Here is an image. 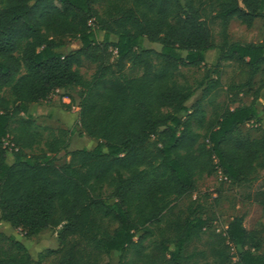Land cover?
I'll return each mask as SVG.
<instances>
[{"label": "trees", "instance_id": "obj_1", "mask_svg": "<svg viewBox=\"0 0 264 264\" xmlns=\"http://www.w3.org/2000/svg\"><path fill=\"white\" fill-rule=\"evenodd\" d=\"M233 18L250 27L264 0H0V222L57 240L33 258L0 231V264H109L112 254L116 264H264V236L243 216L216 232L203 204L175 211L200 176L242 186L264 169V131L239 134L264 106H213L224 63L248 70L229 85L235 96L264 67V43L229 41ZM65 38L80 45L63 53ZM199 67L189 79L185 70ZM69 86L79 88L78 134L97 141L89 149L68 148L75 128L37 124L29 112ZM251 197L264 213V189Z\"/></svg>", "mask_w": 264, "mask_h": 264}, {"label": "rangeland", "instance_id": "obj_2", "mask_svg": "<svg viewBox=\"0 0 264 264\" xmlns=\"http://www.w3.org/2000/svg\"><path fill=\"white\" fill-rule=\"evenodd\" d=\"M218 27H214L217 37ZM229 41L242 43H264V18H257L250 27H247L236 18H233L228 25ZM64 46L60 48L63 53L70 49L77 48L80 42L76 38H65ZM146 46L159 48L157 43H145ZM216 56V50L212 49L206 52V67H210ZM94 70V65L85 62L80 69L85 77H89ZM189 79L200 78L203 75V68L185 70ZM211 77L215 74L209 72ZM221 86L215 97L213 106L216 110L221 109L225 104L235 106L237 103L248 104L255 101L262 110L264 106V89L257 92V89L264 84V67L259 71L251 84V89L237 94L229 91V85L232 83H242L248 79V70L243 65L235 62L224 63L221 67ZM7 94V92H5ZM200 90H197L192 98L187 101L190 106L193 101L199 97ZM236 98V103H230V99ZM79 88L69 86L57 89L51 95V102L45 101L29 105V112L40 125H46L53 128L65 127L75 128V134L69 141V149L86 148L89 149L96 144V140L79 135L77 130V112H78ZM208 116L211 115L212 106L206 105ZM264 131V111L260 115V121H250L240 126L239 134L249 138L259 137ZM66 159L63 152L57 155V163L61 164ZM10 161V158H8ZM264 189V169L257 173L256 179L251 183L242 186L232 185L222 180L221 175L200 176L197 179L196 191L188 197H184L175 204V211L186 213L189 206L198 203L203 204V210L210 218V228L216 232H221L226 227L230 219L235 215L243 216L244 226L248 230H256L260 237L264 236V213L262 206L256 202L251 193L256 190ZM216 200H215V199ZM197 202V203H196ZM0 231L7 234H14L26 245L30 255L37 258L39 254H45L49 249L57 247L56 234L53 230H43L29 239H25L17 229H13L9 224L0 222ZM207 233L204 234L206 239ZM109 264H116L117 254H112L109 258ZM44 264H48L44 262Z\"/></svg>", "mask_w": 264, "mask_h": 264}, {"label": "built area", "instance_id": "obj_3", "mask_svg": "<svg viewBox=\"0 0 264 264\" xmlns=\"http://www.w3.org/2000/svg\"><path fill=\"white\" fill-rule=\"evenodd\" d=\"M5 145L9 146V148H11V146H13V144L10 143L9 141H5Z\"/></svg>", "mask_w": 264, "mask_h": 264}, {"label": "crops", "instance_id": "obj_4", "mask_svg": "<svg viewBox=\"0 0 264 264\" xmlns=\"http://www.w3.org/2000/svg\"><path fill=\"white\" fill-rule=\"evenodd\" d=\"M2 223H6V222H2ZM8 224V223H7ZM34 258V257H33Z\"/></svg>", "mask_w": 264, "mask_h": 264}]
</instances>
